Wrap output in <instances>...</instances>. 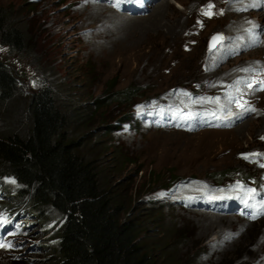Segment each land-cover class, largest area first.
<instances>
[{"label":"rangeland","instance_id":"obj_1","mask_svg":"<svg viewBox=\"0 0 264 264\" xmlns=\"http://www.w3.org/2000/svg\"><path fill=\"white\" fill-rule=\"evenodd\" d=\"M123 1L117 7V0H0V7L18 15L31 41L27 55L0 45V61L17 78L24 99L49 84L61 109L76 114L72 139L88 135L81 155L97 160L100 183L116 203H124L123 218L139 225L141 242L157 261L264 264V214L249 218L264 202V167H260L264 157L254 158L258 162L242 158L245 153H264V90L259 83L252 88L258 93L231 95L227 89L240 78L230 80L233 73L247 76L248 83L264 81V6L260 0L232 2L238 8L248 6L246 11H235L237 30L230 34L209 28L191 43L185 37L192 26L186 23L194 13V0H170L176 9L164 14V25L181 19V30L173 33L167 26L154 25L148 35L137 28L129 33L120 21L149 28L163 0H149L141 12L132 9L128 0L123 6ZM211 2L213 11H219L220 0ZM208 3L205 0L202 6ZM252 3L259 6H249ZM113 9L122 17L115 16ZM247 13L259 26L254 30L255 46L241 37L245 28L241 19ZM142 16L141 23L126 19ZM217 33L225 37L223 46L210 52L209 42ZM134 42L140 43L133 46ZM233 42L239 45L234 52ZM119 48L133 51L127 63L126 52L115 51ZM213 56H218L217 64L210 61ZM234 56L238 58L234 69L215 78L212 74L228 70ZM210 62L214 64L208 66ZM245 68L255 71H239ZM128 88L133 92L129 102L111 95ZM216 98L219 102H212ZM98 99L107 103L100 112ZM237 101H247L256 111L245 117L247 112ZM178 113L193 114L192 126L175 125L172 119ZM6 114L0 113V127ZM207 115L219 117L221 127L200 124ZM238 183L257 191L249 201L257 207L248 217L234 212L243 204L234 199L247 198L236 189ZM218 201L223 210L214 206ZM3 216L15 230L3 231L0 242L12 247L0 248V264H49L47 251L40 248L46 237L35 220L22 210L14 217ZM1 230L2 226L0 234ZM229 233L232 238L225 240Z\"/></svg>","mask_w":264,"mask_h":264},{"label":"trees","instance_id":"obj_2","mask_svg":"<svg viewBox=\"0 0 264 264\" xmlns=\"http://www.w3.org/2000/svg\"><path fill=\"white\" fill-rule=\"evenodd\" d=\"M30 44L18 15L0 7V45L27 55ZM19 92L17 78L0 61V113L8 114L0 127V214L22 210L35 220L49 264H163L141 242L139 225L123 218L124 203L100 183L97 160L81 155L88 135L72 139L76 114L61 109L49 84L26 99ZM113 94L124 103L133 98L131 88ZM106 104L98 99L97 112ZM184 117L172 121L192 126ZM218 119L207 115L200 124ZM1 226V233L15 230L13 223Z\"/></svg>","mask_w":264,"mask_h":264},{"label":"bare ground","instance_id":"obj_3","mask_svg":"<svg viewBox=\"0 0 264 264\" xmlns=\"http://www.w3.org/2000/svg\"><path fill=\"white\" fill-rule=\"evenodd\" d=\"M132 1H134V0H132ZM204 3H205V0H194V2H193L194 13L189 15L188 23H186L187 26L192 25L191 29L189 30L188 35L185 37V40L187 42L197 43V41H198L199 37L202 35L203 31L207 30L209 28L217 27L219 29H222L223 32L228 30V31H230V34H231V32H234L237 30V23L236 22L239 19V16L235 14V11L238 8L239 4L232 3V0H220V3H221L220 4V10H223V15H215L212 18H208V21H203L204 16L201 14V9L203 8L202 5H204ZM178 5L181 6L180 3H178ZM199 6L200 7L202 6V8L199 9ZM147 9H149V8L147 7ZM175 9L176 8L170 2V0H163V3L160 5V7L157 10H155V12L152 15V18H151L152 20L149 24V28H148V25H142V24L141 25L139 24L138 26H131V24H127V22L124 21V19L120 21L123 24V25H121V27L125 31H130L129 33H133L136 28H137V30H144L146 32V34L148 35L150 32V26L153 27L154 25H161L162 24L163 27L167 26V30L169 32H173V33L177 32V31L181 30V28L183 27V21L181 19L177 20V22H170L169 25H167V24L164 25V19H163L164 14L167 11H174ZM263 9H262V14H264ZM113 12H114L115 16H117V17L120 15V13L116 9H113ZM122 15L123 16H129V14L127 15V14H123V13H122ZM144 18L145 17L142 16V17H135V18L130 17V18H126V19L131 20V21H135L136 23H141ZM262 18L263 17H261V19ZM241 20H244V26H245L244 33L242 34L241 37H242V39L251 41L249 39L248 33L246 32V29L251 27V25L248 23V21H251V14H249V13L245 14ZM170 21H172V20H170ZM198 21L202 22L203 27L200 26ZM133 28H135V29H133ZM233 35H234V33H232L231 37H235V35L234 36ZM139 43L140 42H134L133 46L138 45ZM253 45L255 46L256 44L253 43ZM236 48L239 49V45H237L236 42H233V46L230 48V50H232L234 52V50ZM240 48H242V47H240ZM261 48L264 49V47H261ZM168 50H170V49H168ZM115 51L118 53H120L121 51L126 52L125 56H124V62L125 63H127L128 57L133 52L132 50H130V48H128V49L127 48H119L118 50H115ZM262 52H264V50H262ZM162 54H163V56H165V54L163 52H162ZM160 55H161V53H160ZM217 59H218V56H213L210 61H214L217 64V62H218ZM237 60H238V58L235 56L230 58L228 70H226V71L221 70L219 72H214L212 75L215 78H218L219 76H221V74H223L225 72H230L237 65ZM165 64H168V61L166 63L162 62V64H161L162 67H164ZM213 64L214 63L210 62L208 66H212ZM237 77H240L238 79V81L241 83L237 84V82L236 83L234 82V83L230 84L227 87L229 94L235 95V94L247 93L249 91H254L255 93L259 92L257 89L252 90V88L247 87V84H248L247 76H243L242 74L233 73L230 80L233 81V80L237 79ZM247 115H248V112H247V114H245V117Z\"/></svg>","mask_w":264,"mask_h":264},{"label":"snow or ice","instance_id":"obj_4","mask_svg":"<svg viewBox=\"0 0 264 264\" xmlns=\"http://www.w3.org/2000/svg\"><path fill=\"white\" fill-rule=\"evenodd\" d=\"M94 2H95V0H94ZM121 2H122V0H117V5L116 6L118 7ZM128 2H130V0H128ZM232 2L240 3V2H242V0H232ZM260 5H264V0H260ZM249 6L256 7V6H259V5H257L256 3H252ZM247 7L248 6L243 7V8H238L236 10L237 11H246L247 10ZM214 8H215V5L211 2V0H209V3L205 7H203L201 9V14L203 16L208 17V18H212L214 15H223V10H219L217 12H214L213 11ZM198 23L200 24L201 27H203L202 22H199L198 21ZM248 23L251 25V27L248 28V29H246V32L248 33L249 39L251 40V42L252 43H256V40L253 39V37H254V30L257 29V28H259V26L256 25L252 21H248ZM224 40H225V37L223 36V34H220V33L215 34L211 38V40L209 42V51L212 52V51L217 50L218 48L222 47L223 46V43H224ZM2 50L3 49H0V51H2ZM240 71L249 72V71H255V69L245 68V69H240ZM237 83H239V81H237ZM254 83H259L261 85V89L260 90H264V81H254V82H250V83L247 84V87L248 88H253ZM33 86H35V82H33ZM180 94H182V95H190V94H188L186 92H183V93H180ZM212 102L218 103L219 102V98H216ZM237 105H238V107H240L241 109H243L245 112L256 111L255 108H252V107H248L247 106V101H244V103H240L239 101H237ZM138 111L139 112H143V106H138ZM160 111L163 112L164 110L163 109H160ZM192 115L193 114L189 113L184 118L191 119L192 118ZM211 115L214 116L215 113H211ZM262 139H264V137H262ZM256 157H264V153H245V154H242V158L243 159L250 160L252 162H258V161H256L254 159ZM260 167H264V164H260ZM9 182L10 183H15V180H10ZM236 189L242 190V191L245 192V196L247 198L241 197V201L245 205V207L256 209L257 205L256 204H252V203L249 202L250 200H254L255 199V197L257 195L256 189H251V188L245 189L244 186L241 185V184H239V183L236 185ZM259 207H260V209L264 210V202H261L260 205H259ZM260 214H264V211H259V212L253 211L249 215V218L250 219H256L257 218V215H260ZM4 223H7V220L3 216V214H0V224H4ZM231 238H232V234L231 233L226 234L225 237H224L225 240H230ZM10 247H12V245H11L10 242H8V243L0 242V248H10Z\"/></svg>","mask_w":264,"mask_h":264}]
</instances>
